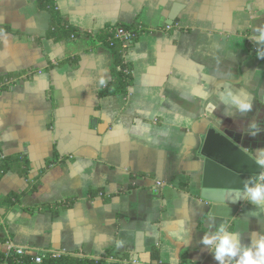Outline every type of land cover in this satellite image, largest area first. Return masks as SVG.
Returning <instances> with one entry per match:
<instances>
[{
  "label": "crops",
  "instance_id": "crops-1",
  "mask_svg": "<svg viewBox=\"0 0 264 264\" xmlns=\"http://www.w3.org/2000/svg\"><path fill=\"white\" fill-rule=\"evenodd\" d=\"M57 4L84 33L122 24L146 31L126 54L128 94L100 97L113 77L109 46L56 40L52 14L37 0H0V147L30 164L27 176L0 179V251L11 244L122 264H218L201 243L209 221L250 244L264 231V212L250 216L252 203H232L238 190L221 191L217 202L201 193L208 157L235 172L264 171L255 163L264 131L246 132L252 121L264 128L256 53L264 45L248 38L264 27V0ZM229 90L250 98L253 112L233 110ZM35 184L19 204L3 201Z\"/></svg>",
  "mask_w": 264,
  "mask_h": 264
},
{
  "label": "trees",
  "instance_id": "trees-1",
  "mask_svg": "<svg viewBox=\"0 0 264 264\" xmlns=\"http://www.w3.org/2000/svg\"><path fill=\"white\" fill-rule=\"evenodd\" d=\"M38 5L42 9L48 10L52 14V25L50 36L56 40L68 39L72 40L79 37H86L91 42H101L109 46L113 54L112 65V80L105 84L99 91V96L104 97L108 95H127L129 88L132 86L133 74L129 61L126 60V54L130 48V44L117 38L113 34V30L118 27H123L134 33L135 38L139 33L146 31L145 28L136 24L128 25L122 24L118 27L107 28L101 31L98 35H93L89 32H81L79 29L64 22L63 16L58 8L57 0H37ZM30 164L26 156L21 154L4 156L0 147V179L9 172H19L27 176L30 172ZM36 184L29 190L22 193H11L3 198V201L10 206L19 204L21 198L28 193L35 191ZM47 207H44L46 209ZM1 227V220H0ZM160 251L155 248L152 251V258L159 259ZM114 256V255H113ZM0 264H38L30 255L25 256H7L5 251H0ZM39 264H122L110 262L104 259H90L83 257H76L71 255H60L59 257L46 256Z\"/></svg>",
  "mask_w": 264,
  "mask_h": 264
},
{
  "label": "clouds",
  "instance_id": "clouds-1",
  "mask_svg": "<svg viewBox=\"0 0 264 264\" xmlns=\"http://www.w3.org/2000/svg\"><path fill=\"white\" fill-rule=\"evenodd\" d=\"M258 45H264V27L255 29V34L248 37ZM258 57L264 59V48L257 47ZM230 100L233 110L240 115H247L254 110L253 101L245 96L238 95L229 90L226 93ZM221 102L226 103L225 97H221ZM264 128H261L256 121L249 123L247 134L252 137L259 135ZM256 161L261 169H264V149L256 152ZM243 199L245 202L252 203L258 211L250 212V216L259 217L264 212V171L258 175H253L244 181V186L238 200ZM212 230L205 233L201 243L206 246L212 253L218 264H264V231L253 234L250 244H244L241 234L237 231L230 230L227 223H222L217 227L214 222ZM23 254V249H20Z\"/></svg>",
  "mask_w": 264,
  "mask_h": 264
},
{
  "label": "water",
  "instance_id": "water-1",
  "mask_svg": "<svg viewBox=\"0 0 264 264\" xmlns=\"http://www.w3.org/2000/svg\"><path fill=\"white\" fill-rule=\"evenodd\" d=\"M240 156L245 157L252 165V158L248 153L240 152ZM254 166V165H253ZM256 168L255 166L253 167ZM254 172H235L230 168L220 164L212 158H206L204 178L202 184L201 197L206 201H220L215 198L216 194L222 193L221 191L228 190L230 193L235 194L236 191H242L244 181L253 175H258L262 170L255 169ZM232 202V201H231ZM234 204H242L239 201H233Z\"/></svg>",
  "mask_w": 264,
  "mask_h": 264
},
{
  "label": "built area",
  "instance_id": "built-area-1",
  "mask_svg": "<svg viewBox=\"0 0 264 264\" xmlns=\"http://www.w3.org/2000/svg\"><path fill=\"white\" fill-rule=\"evenodd\" d=\"M113 34L117 37L120 38L121 40L125 41L126 44H130L134 41L135 36L134 33L126 30L123 27H118L115 30H113ZM20 249H23V254H20ZM7 256H25V255H30L33 257L35 263H41L46 256H53V257H59V254H52V253H46V252H32L30 250H27L22 247H15L9 244L8 249L5 251Z\"/></svg>",
  "mask_w": 264,
  "mask_h": 264
}]
</instances>
